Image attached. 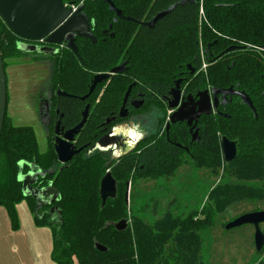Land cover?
I'll list each match as a JSON object with an SVG mask.
<instances>
[{"label":"trees","instance_id":"trees-1","mask_svg":"<svg viewBox=\"0 0 264 264\" xmlns=\"http://www.w3.org/2000/svg\"><path fill=\"white\" fill-rule=\"evenodd\" d=\"M111 1L133 17L150 12L154 15L174 5L176 8L153 30L145 29L144 43L129 45L109 40L98 45L79 46L84 66L70 51L55 57L53 88L70 96L59 98L57 102L66 130L81 123L86 107L81 97L88 95L94 75L107 73L127 59L129 64L127 72L111 82L102 103L96 106L78 138V149L84 148V151L66 166L58 162L53 141L48 143L45 152H40L34 128L15 126L6 115L0 141V207L7 211L12 230L19 231L17 206L23 202L28 204L36 225L52 231L51 257L56 264H74L75 261L78 264H205L202 231L211 227L215 217L235 203L264 197V189L254 185L256 181L264 182V126L258 127L254 137L245 136L240 141L243 149L239 159L224 166L214 134L216 125L213 120L209 121L203 147L215 155L210 154L212 160L201 157L199 166L205 162L210 174L216 178L223 174L225 182L212 190L201 211L188 210L181 216L170 211L157 215L155 211L150 218L145 208L137 209L134 204L142 182L163 184L162 188L166 189L169 180L176 177L177 169L190 164L185 152L171 143V136L158 141L148 139L135 152L118 161L113 160L108 151H92V148L108 128L101 126L106 121L100 118L110 113L117 115L118 105L129 86L135 84L136 92L160 90L161 96L167 95L171 82L181 71L180 66L183 69L187 64L201 67V43L205 49L212 45L211 49L222 55L221 61L201 77L207 86L238 87L249 93L253 101L263 102L264 0ZM183 1L187 4L179 5ZM121 25L134 27L126 23ZM101 26L98 21V27ZM122 38V34L115 37ZM21 41L0 18L5 70L8 58L23 55L17 48ZM230 48L234 49L227 52ZM228 58L231 60L226 61ZM222 123L227 138L242 136L232 127L233 123ZM21 162L49 172L40 185L46 187L53 183L60 200L40 213H49L51 208L57 207L60 217L46 214L40 219L35 216L36 202L23 195L18 180ZM232 167L236 171L233 178L238 183L229 181ZM27 171L28 167L24 172ZM108 171L118 183V197L109 200L101 209L100 183ZM128 182L131 183L129 206L125 201ZM123 219L129 220V229L119 233L114 225ZM107 224L112 225L106 228ZM96 242L108 251H97Z\"/></svg>","mask_w":264,"mask_h":264},{"label":"flooded vegetation","instance_id":"flooded-vegetation-1","mask_svg":"<svg viewBox=\"0 0 264 264\" xmlns=\"http://www.w3.org/2000/svg\"><path fill=\"white\" fill-rule=\"evenodd\" d=\"M63 1L67 7L73 10L72 14H76L78 17H80L81 14L85 15V17L88 20L89 29L94 39L96 40V42L93 43L85 38L76 37L75 44L77 48L83 45H98L99 43H106V41L109 40L111 41L115 40L116 42L119 41L121 44H129V45L144 43L143 35L145 29L147 28L153 30L159 21L156 24H154L152 27H150L149 24L159 13L164 12V11L157 12L154 15H151L150 12L142 17H133L132 15H129V13H127L126 10L117 7L110 0L111 3L115 6V8L122 13V17H119L116 14V12L110 10V5L103 2L102 0H63ZM98 21L101 22L102 24L101 27H98ZM121 23H126L129 25L131 24L134 27L132 28L126 25H121ZM98 31L100 32L98 33ZM120 34H122L124 38L115 39V37ZM28 45L32 47H37L38 49L51 48L53 51L57 52V54L55 55L40 54L38 52H33V53L22 52L23 53L22 57L27 56L28 58H31L32 64H35L37 66L39 65L45 69V73H44L45 79L43 85L40 86L37 92L36 101L33 102V110H35L39 120L43 125L44 134L48 139V143L50 141H53L55 145L54 140L56 138L55 132H56L57 124L60 123L59 130L61 131L63 130L64 132L69 131L66 130L65 127L63 126L64 115L60 114L59 110L57 109V102L59 98H68V97H59L58 93L61 90H54L53 88V81L56 72L55 57H62L66 51H70L75 57L77 56L67 47L68 42H64L61 45H52V44H48L45 40H43L41 42H28ZM200 47H201V59H200L201 67H198L197 64L195 65L187 64L185 65L186 67L183 69L182 68L183 66H180L181 71L177 74V76H175V78L171 82L170 87L168 88L167 95L161 96L159 94L161 92L160 90L158 92L156 91L152 92L151 90L148 91L141 90L140 92H136L134 90L136 85L133 84L129 86L127 91L124 93L122 101L118 105L119 110L117 112V115H115L114 113H110V116L106 118L104 117L103 118L99 117V118L106 121L105 123L103 122L101 126L104 125L108 126V128H106V133L103 136L109 134L114 129H119L122 132H125L126 130H130L132 134H135L137 132H142L144 134L142 137L143 141L139 144L138 148L141 145H144L148 139H154L158 141L163 139L164 137L169 138L171 136L172 138L171 140L173 141L171 143L175 147L183 150L190 160V164L177 169L176 177H178L177 173L180 170L186 168L188 170L187 174L189 176L195 173H199L201 175L207 176L208 178L218 179L220 185L221 183L225 182V180L223 179V174H221L219 177L216 178L210 174V170L205 162L199 166V161L201 157H207L208 159L212 160L210 156L211 152L208 150V148L203 147V138L205 137L204 134L207 132L206 127L209 121L213 120L216 125V130L214 129V134L222 157L223 165L225 166V165L234 164L239 159L241 155V150L243 149L242 143L240 141L244 139L245 136L248 139H250L252 136L254 137L255 131H257L258 127L264 126V101L255 102L253 101L251 95H249V93H247L246 91L241 90L238 87L236 88L231 87L235 92L239 94H245L251 101L253 109L248 104H246L240 96H236V95L232 97L228 96L227 98H225L223 95H219L218 104L217 107H215L213 101L214 96L212 94V91L229 90L231 88L229 89L214 88L213 86H209V85L207 86V84H205L204 81L201 80L202 75L203 76L207 75L208 70L211 67H213L216 63H219L221 61L222 55L221 53H218L217 51L212 50L211 48L205 49L202 43ZM224 52L225 51H223L222 54H224ZM228 60H231V58L226 59V61ZM127 61L129 64V59H127L124 63H126ZM128 64H126V70L123 74L115 75L112 79L97 85L96 89L89 96V98L83 101L82 99L84 97H81V101L86 103L85 109L89 107V118L92 112L94 111V109L96 108V106L102 103V99L104 98L106 91L110 86L111 82H113L116 79V77L122 76L127 72ZM204 64L206 65L205 69H204ZM120 65L116 67H119ZM111 71L112 69L107 73H101V74H108ZM101 74L94 75L91 81V85L93 83L95 76ZM179 81H180L179 107L183 104H188V103L190 104L189 98H191L193 104H197L200 101L199 94L208 91L212 101V110L210 115H201L197 120V122H194L192 126H188L187 122H178L177 124H172L170 128H168L170 117L177 112V109L169 110V102L173 101V96L171 93L173 92V90L177 89V83ZM130 87H132V90L125 103L126 94ZM261 97L264 100V93L262 94ZM140 103H142L141 108L135 109L134 105ZM124 107L125 110L128 111V116L126 118H121L120 114ZM155 108L158 110L157 113L158 119L155 121L157 128L156 130L153 131L154 132L153 133L152 131L145 129V126L149 128V126L151 127L152 124H149V126H147L146 123H144V119L141 118L148 115L149 111ZM163 110L164 112L167 113V116L165 115L163 117V113H162ZM140 112L142 113L137 117L140 120V124L141 125L143 124V129L141 128V125L135 126V124L132 123L131 124L129 123V125H127L128 122H130L132 119L135 118V114L137 115V113ZM82 117H83V113H82ZM225 121H228L230 124L233 123V125L235 126L232 127H234L237 130V132L242 134V136L236 139L227 138L223 134L225 126L224 123L222 122ZM81 133L79 134V136H76L75 138V146L77 149H78L77 141ZM223 138H226L230 142L236 143L237 145V157L234 161L230 163H226L224 160L223 151H222ZM108 152L111 153L112 159H114V151L111 149ZM211 155L214 156L215 154H211ZM28 172H29V168L27 173ZM235 172L236 171L232 167L229 171L230 173L229 175H232V178L229 181L233 179L236 180V178H233ZM201 175H199V179L203 180ZM254 185L255 187L259 186L258 188L264 189V182L256 181ZM215 188H212V190H214ZM207 202H208V198H207ZM255 202L262 204L261 208H264V197L262 199H258ZM256 210L257 211L253 213L264 212V211H258L259 208ZM245 227H250L253 229L254 231L253 242H254L255 253L256 256L262 257V255L264 254V246L260 252H257V248L255 245V234H256L255 227L252 225H247L237 229H242ZM259 229L264 235V222L259 224ZM260 264H264V262Z\"/></svg>","mask_w":264,"mask_h":264},{"label":"water","instance_id":"water-1","mask_svg":"<svg viewBox=\"0 0 264 264\" xmlns=\"http://www.w3.org/2000/svg\"><path fill=\"white\" fill-rule=\"evenodd\" d=\"M110 5V10L116 12L119 17H122V13L115 8L110 0H102ZM192 3L191 1L189 2ZM187 4L186 1L181 2L179 5ZM176 5L169 7L168 10L159 13L153 21L149 24L152 27L158 21L162 20L166 16L170 15ZM73 10L67 7L63 0H0V18L6 25V27L15 36L22 41L18 43L17 48L23 53L38 52L40 54L55 55L56 51L51 48L38 49L28 45V42H41L45 40L48 44L61 45L64 42H68L67 47L77 56L81 64L84 66L83 60L79 56L78 48L75 44V38H85L95 43L90 29L88 20L85 15L81 14L78 17L76 14H72ZM210 45L208 48H211ZM234 48H230L227 52L232 51ZM126 64L128 61L119 67L112 69L108 74H101L95 76L93 83L90 87V93L82 100H86L94 92L97 85L112 79L115 75L123 74L126 70ZM180 81L177 83V89L171 93L173 101L169 102V110L177 109V112L170 117L168 128L172 124L178 122H187L188 126H192L194 122H197L201 115H210L212 110V101L209 96V92L200 93V101L197 104H193L191 98H189L190 104H183L179 107L180 101ZM132 87L129 88L125 103L130 95ZM214 106L217 107L218 96L223 95L225 98L228 96H240L246 104L250 107L253 106L251 101L245 94H239L232 88L229 90H213ZM59 97H69L66 93L59 92ZM8 106V81L4 65L3 52L0 42V141L3 133L5 118L7 115ZM142 103L135 104V109H140ZM192 106V107H190ZM198 108V111H197ZM128 111L125 107L122 109L120 117L126 118ZM81 123L74 129L64 132L59 130L60 123L56 126V138L54 149L58 158V162L61 165H68L77 155H80L84 148L77 149L75 146V138L79 136L84 127L86 126L89 118V107L83 112ZM143 139H134V134L130 130L125 132L119 129L112 130L109 134L103 136L97 144L92 148V151L98 149L100 151H114L115 161L121 160L129 154L135 152L138 149L139 144ZM222 151L224 160L226 163L234 161L237 157V145L230 142L228 139L222 140ZM111 165L109 164V167ZM20 171L18 180L22 184V192L26 198H32L36 202L35 216L40 219L46 214L51 217L58 215L60 217L61 212L57 207L50 209L49 213H40L45 207L53 206L60 200V193L54 187L53 183H49L46 187H41L40 181H43L48 176L49 172H44L36 168L34 164L21 162L19 164ZM29 168V172L25 173V168ZM130 188L131 183L127 184V191L125 194L126 204L130 205ZM118 197V183L111 171H108L103 177L100 183V199L102 201L101 209H103L109 200H115ZM264 222V212L246 214L237 218L229 223L226 227V231H231L243 226L252 225L256 229L255 245L257 252H260L264 246V235L259 229V224ZM129 220L123 219L114 225L115 229L119 233H124L129 229ZM112 224H107L106 228H109ZM95 249L99 252L106 253L108 249L98 242L95 243Z\"/></svg>","mask_w":264,"mask_h":264},{"label":"rangeland","instance_id":"rangeland-1","mask_svg":"<svg viewBox=\"0 0 264 264\" xmlns=\"http://www.w3.org/2000/svg\"><path fill=\"white\" fill-rule=\"evenodd\" d=\"M6 75L8 81V106L7 116L15 126H31L34 128L40 152H45L48 148V139L44 134L43 125L37 113L33 110V102L36 101L37 92L44 82L45 69L32 64L31 58L14 57L6 60ZM142 112L135 114V118L129 123L135 126L141 125L139 116ZM158 110H150L148 115L141 118L147 126L145 129L156 130L155 121L158 119ZM163 117L167 113L163 110ZM142 117V116H140ZM138 118V119H136ZM143 129V124L141 125ZM154 133V132H153ZM54 144V143H53ZM188 170L183 168L177 173L176 179L169 180L167 188H162L163 184L142 182L134 198L137 209L145 208L146 215L152 217L154 212L157 215L170 211L175 216L186 215L188 210L201 211L207 204V198L212 192V188L219 185V180L208 178L207 176L195 173L191 176ZM201 175L202 179H199ZM238 183L237 180H231ZM222 184V183H221ZM156 187V188H155ZM156 204V206H155ZM27 203H22L18 208L20 212L27 210ZM262 204L255 201L237 202L224 213L215 217L211 227L202 231L203 257L205 264H260L264 262L262 257L256 256L254 249V231L250 227L226 231L225 227L246 214L257 211H264ZM155 207V209H154ZM8 215V214H7ZM20 215V214H19ZM49 231L43 234V240H49L52 246V231L49 227H41Z\"/></svg>","mask_w":264,"mask_h":264},{"label":"crops","instance_id":"crops-1","mask_svg":"<svg viewBox=\"0 0 264 264\" xmlns=\"http://www.w3.org/2000/svg\"><path fill=\"white\" fill-rule=\"evenodd\" d=\"M20 205L17 206L19 231L12 230L7 211L0 207V264H56L51 257L53 235L52 246H49V240H43V234L49 231L36 225L28 204V211L21 212ZM74 264L78 263L75 261Z\"/></svg>","mask_w":264,"mask_h":264},{"label":"clouds","instance_id":"clouds-1","mask_svg":"<svg viewBox=\"0 0 264 264\" xmlns=\"http://www.w3.org/2000/svg\"><path fill=\"white\" fill-rule=\"evenodd\" d=\"M143 133L142 132H137L134 134V139L138 140L141 139L143 137Z\"/></svg>","mask_w":264,"mask_h":264},{"label":"built area","instance_id":"built-area-1","mask_svg":"<svg viewBox=\"0 0 264 264\" xmlns=\"http://www.w3.org/2000/svg\"><path fill=\"white\" fill-rule=\"evenodd\" d=\"M206 68V65L204 64V69Z\"/></svg>","mask_w":264,"mask_h":264}]
</instances>
